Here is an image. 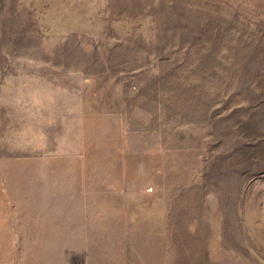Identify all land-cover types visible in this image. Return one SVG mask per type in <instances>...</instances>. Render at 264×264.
<instances>
[{
    "label": "rangeland",
    "instance_id": "obj_1",
    "mask_svg": "<svg viewBox=\"0 0 264 264\" xmlns=\"http://www.w3.org/2000/svg\"><path fill=\"white\" fill-rule=\"evenodd\" d=\"M0 264H264V0H0Z\"/></svg>",
    "mask_w": 264,
    "mask_h": 264
}]
</instances>
